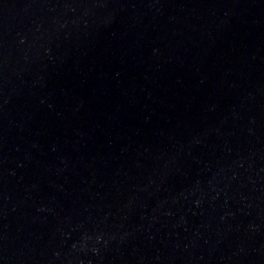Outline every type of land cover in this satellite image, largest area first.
Here are the masks:
<instances>
[{"label":"water","instance_id":"obj_1","mask_svg":"<svg viewBox=\"0 0 264 264\" xmlns=\"http://www.w3.org/2000/svg\"><path fill=\"white\" fill-rule=\"evenodd\" d=\"M0 264H264V0H0Z\"/></svg>","mask_w":264,"mask_h":264}]
</instances>
